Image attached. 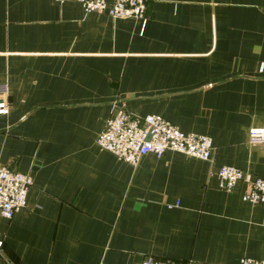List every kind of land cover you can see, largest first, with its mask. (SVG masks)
Returning <instances> with one entry per match:
<instances>
[{
  "label": "crops",
  "instance_id": "crops-1",
  "mask_svg": "<svg viewBox=\"0 0 264 264\" xmlns=\"http://www.w3.org/2000/svg\"><path fill=\"white\" fill-rule=\"evenodd\" d=\"M0 165L33 178L0 212V264L264 259V0H151L145 18L77 1L0 0ZM206 135L212 161L167 151L136 165L96 138L119 104ZM245 174L228 191L217 171Z\"/></svg>",
  "mask_w": 264,
  "mask_h": 264
},
{
  "label": "built area",
  "instance_id": "built-area-1",
  "mask_svg": "<svg viewBox=\"0 0 264 264\" xmlns=\"http://www.w3.org/2000/svg\"><path fill=\"white\" fill-rule=\"evenodd\" d=\"M58 2L70 0H56ZM77 1L87 12L107 11L115 18H145L151 0H72ZM0 92V114L7 112L8 105ZM250 140L264 145V130H252ZM100 150L108 151L118 159L136 165L144 156L154 154L161 157L167 151L182 153L190 158L212 161L213 146L206 135L184 134L174 124L160 115L144 117L131 114L124 104H119L114 114L106 121L104 129L96 138ZM220 186L233 190L245 179L243 171L225 165L217 171ZM33 178L26 173L0 165V212L8 219L27 205ZM243 200L264 205V179L249 180V189ZM4 245L0 233V253ZM141 264H180L170 259L146 256ZM239 264H264V259L244 257Z\"/></svg>",
  "mask_w": 264,
  "mask_h": 264
}]
</instances>
